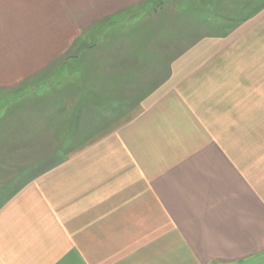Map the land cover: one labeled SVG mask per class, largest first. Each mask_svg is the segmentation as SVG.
Masks as SVG:
<instances>
[{"label":"crops","instance_id":"1","mask_svg":"<svg viewBox=\"0 0 264 264\" xmlns=\"http://www.w3.org/2000/svg\"><path fill=\"white\" fill-rule=\"evenodd\" d=\"M148 1L0 0V264H264V0Z\"/></svg>","mask_w":264,"mask_h":264},{"label":"rangeland","instance_id":"2","mask_svg":"<svg viewBox=\"0 0 264 264\" xmlns=\"http://www.w3.org/2000/svg\"><path fill=\"white\" fill-rule=\"evenodd\" d=\"M194 1H198V0H194ZM201 1L202 2L208 1L209 3L211 2V0H201ZM189 7H190V0H150L144 4L141 3L136 4L130 7V9H126L118 12V14H116L113 19L115 22L121 23L122 21H124V19H126V21L129 20L133 22L134 20H138V18L140 17L141 19L148 21L160 20L163 21V23L165 22L164 25L165 24L167 25L170 22H173L172 16L174 14H177L178 11L180 10H187ZM128 48L129 47H127V49ZM169 49L173 51V47L170 44L167 50ZM37 140H40V143L43 142V144H45L43 138H38ZM262 144H264L263 139H262ZM43 146L44 148H41V151H38L36 155L38 162L40 159L43 160V158L49 154L48 150L45 147L46 145ZM45 165H46L45 163H42L41 166H44L42 168H45L46 167ZM38 167H40V165H38Z\"/></svg>","mask_w":264,"mask_h":264}]
</instances>
